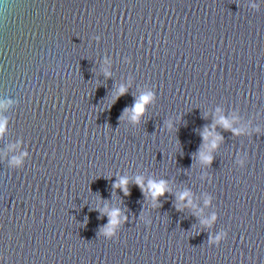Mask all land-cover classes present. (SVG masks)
Wrapping results in <instances>:
<instances>
[{"label": "water", "instance_id": "water-1", "mask_svg": "<svg viewBox=\"0 0 264 264\" xmlns=\"http://www.w3.org/2000/svg\"><path fill=\"white\" fill-rule=\"evenodd\" d=\"M0 99V264H264V0H0ZM217 108L259 131L216 124L209 165ZM136 176L166 181L156 207Z\"/></svg>", "mask_w": 264, "mask_h": 264}, {"label": "clouds", "instance_id": "clouds-1", "mask_svg": "<svg viewBox=\"0 0 264 264\" xmlns=\"http://www.w3.org/2000/svg\"><path fill=\"white\" fill-rule=\"evenodd\" d=\"M255 7V5H253ZM98 40L99 37H96ZM129 59L128 57H126ZM104 64H110V60L108 57H105L103 59ZM105 75H108L107 71L105 72ZM126 91L124 86H120L117 90V96L124 94ZM156 96V93L152 90H146L140 94V96L136 99H134L133 104L130 108H125L124 113H122V116L124 114H127L128 119H130L133 123L139 122L140 118L142 117L143 113L146 110V106L151 103ZM13 103V101L8 99H0V111L7 109V107ZM238 117L233 114L230 119L225 118L224 115L221 114V109H216V115L214 123L205 127L203 131L201 132V138L203 141V147L198 151L197 157L198 159L205 164H211L213 160L212 156V150L216 148L217 143L221 139V136L217 134L216 132V124L221 125L225 129H229L232 131L234 135L238 134H251V131H259V128H254L249 130L247 125L241 126V127H233V122L237 121ZM6 125H7V118L0 116V135H3V133L6 131ZM167 128L171 129L172 124L169 121L167 123ZM27 152H22L20 154V157L27 156ZM21 158L14 157L12 160V163L16 165H20L22 163ZM134 183L141 189V192L145 195V199L150 198V204L149 207H156L158 204V197L164 196L167 191H169L167 187V183L164 180H153L148 179L146 183H144L142 177L136 176ZM128 179L126 176H118L113 181V189L119 188L121 192L124 195L128 194ZM187 199V204L182 203L185 201V198ZM177 200L181 203H178L176 205L177 209L191 206L192 208L196 209V204L193 203L191 194L188 191L180 192L177 196ZM211 201L210 196H206L204 200V204L208 205ZM97 210L100 211L103 214H106L107 216V223L101 228L100 236L104 237L105 239H113L116 237L119 229L121 226L128 220V217L124 214V212L120 208H109L107 203L104 204L102 208L99 207V204L97 205ZM199 211V209H197ZM141 219H144V216L141 215ZM215 214L211 217V220H215ZM146 223H150V220H145ZM211 221H203V223H210ZM227 236V232L225 231H219L215 234H212L209 237L208 243L210 245H217L222 240H224Z\"/></svg>", "mask_w": 264, "mask_h": 264}]
</instances>
